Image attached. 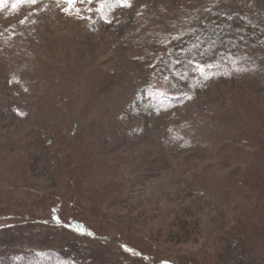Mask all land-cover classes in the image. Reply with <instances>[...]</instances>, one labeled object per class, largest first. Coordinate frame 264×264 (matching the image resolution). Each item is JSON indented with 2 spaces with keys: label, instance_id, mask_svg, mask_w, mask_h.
<instances>
[{
  "label": "rangeland",
  "instance_id": "obj_1",
  "mask_svg": "<svg viewBox=\"0 0 264 264\" xmlns=\"http://www.w3.org/2000/svg\"><path fill=\"white\" fill-rule=\"evenodd\" d=\"M215 10L264 0H0V264H264V63L131 105Z\"/></svg>",
  "mask_w": 264,
  "mask_h": 264
},
{
  "label": "trees",
  "instance_id": "obj_2",
  "mask_svg": "<svg viewBox=\"0 0 264 264\" xmlns=\"http://www.w3.org/2000/svg\"><path fill=\"white\" fill-rule=\"evenodd\" d=\"M165 46L166 55L160 70L167 72L171 82L178 85L184 94L167 99L158 98L154 102V98L148 99L147 90L144 89L143 95L137 96L131 104L134 110L139 107L153 112L170 108L184 101L189 93H197L202 87V76L207 77L222 69L234 73L261 69L256 65L264 63V16L248 19L239 13L209 11L202 16L200 14L194 28L172 36ZM164 48L160 47L162 51ZM200 71H204L205 75H200ZM52 212L62 218L59 207L53 206ZM76 223L78 228L87 227L84 222L74 218L64 226L76 228ZM75 233L92 238L90 233ZM144 262L149 261L145 258Z\"/></svg>",
  "mask_w": 264,
  "mask_h": 264
},
{
  "label": "snow or ice",
  "instance_id": "obj_3",
  "mask_svg": "<svg viewBox=\"0 0 264 264\" xmlns=\"http://www.w3.org/2000/svg\"><path fill=\"white\" fill-rule=\"evenodd\" d=\"M29 2L35 3L36 0H29ZM67 2L69 3V5H73L76 2V0H67ZM82 2H83V0H82ZM87 2L92 3L93 0H87ZM13 7H15V5H13ZM54 219H57V222H59L58 218L54 217ZM77 230H81V229L78 228ZM127 250L132 251L131 249H127ZM136 254L138 255V253H136Z\"/></svg>",
  "mask_w": 264,
  "mask_h": 264
}]
</instances>
